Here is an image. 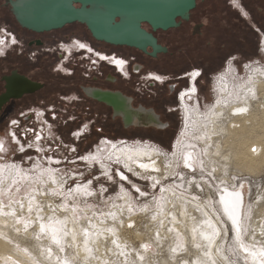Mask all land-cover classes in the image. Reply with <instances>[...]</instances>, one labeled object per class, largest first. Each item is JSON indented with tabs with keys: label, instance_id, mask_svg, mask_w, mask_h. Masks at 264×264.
I'll return each instance as SVG.
<instances>
[{
	"label": "rangeland",
	"instance_id": "1",
	"mask_svg": "<svg viewBox=\"0 0 264 264\" xmlns=\"http://www.w3.org/2000/svg\"><path fill=\"white\" fill-rule=\"evenodd\" d=\"M206 1L200 3L199 8L196 9L199 10L196 14L199 15L198 21L204 24L200 32L190 34L191 22L179 28H172L170 32H155L160 42L168 47V51L161 52L162 54L157 58L133 49L129 51L125 46L118 47L119 45L94 40L80 23H72L63 29L36 34V38L44 45L38 43L36 46H31L29 42L32 41L33 34L28 33L27 30H17L8 13L9 7L5 4L0 6V41L5 44L0 46V80L5 72L10 73L14 69H19L36 79L38 85L39 82L44 84L36 93L12 102L0 112V143L3 144V149L0 150V187L7 184L4 186V191L2 188L0 190L2 208L6 210L10 205L9 198L13 197L17 202V194L31 191L42 178L46 181L54 174L58 178L55 181L59 183L56 189L60 192L54 203L62 206L60 209L62 211L58 213L64 214V208L74 209L78 204L93 207L95 211L89 217L91 220L88 221L91 224L89 229L97 230L101 227L100 230H95V236L98 232L100 237L97 246L95 242L90 243L88 246L90 248H83L87 259L92 255V258L90 257L92 260L89 259L91 263L88 261L89 263L80 262L81 264H247L242 258V253L235 246L238 241L237 233L245 243L264 242L261 234L264 222V89L259 90L249 99V116L246 120L233 119V116H227L225 112L215 120L218 128L230 126L231 131L219 136L216 143L219 150L218 160H197L206 163L207 167L213 166L212 162L222 163L225 160L227 168L223 175L231 178L232 182L222 180L221 171L220 174L213 176L214 172L210 170L213 175H209L210 172H205V168L200 173L189 169L190 174L197 175L196 179H188L191 182L205 178L211 183L206 186V190L201 187L195 189L199 193L198 199H205V202L214 204L215 212L211 214L215 218L212 219L217 224H221V231L217 229V232L212 222H206L207 219L201 214L195 216L197 221L186 220L187 223L184 225L185 221L181 220L184 226L179 225L180 217L176 212L177 209H174L173 205L172 208L169 207L168 203L167 206L158 205L162 215L151 211L153 210L151 205H154V201L161 196V184L160 186L158 184L156 189L157 186L153 187L149 179H133L136 188L143 191L137 192L133 185L120 180L121 169H125L118 160H99L102 171L98 163H87L77 159L98 147L100 142H109V140L128 143L144 140L168 152L171 144L179 137L184 121L180 110L177 109V96L188 86L187 78L182 75L197 69V76L200 77L196 81V86L199 91L200 107L204 110L217 100L214 85L220 73L229 69L226 71L229 72L227 79L238 82L243 77L250 80L253 67L264 70V53L261 51V44L264 43V0H241L246 6V8L241 7V10L238 0ZM223 14L227 17L225 18ZM217 18L221 19L220 22L215 21ZM143 26L145 27V23ZM76 39L85 41L90 45V49L74 52L78 49ZM63 44L65 45L62 48ZM66 45L71 46L72 52L65 49ZM94 50L111 53L110 57L115 55L125 60L129 79H123L118 74L113 61L95 59ZM7 63L10 66H6ZM62 64L64 69L60 67ZM151 73L159 74L162 79L168 78L167 83H153L150 79ZM260 79L264 81V76ZM87 87L121 91L131 97L133 107L142 105L154 109L162 123L160 126L126 127L124 120L114 115L113 108L86 95ZM73 97L77 99L73 100ZM236 122L239 124L238 127L235 125ZM13 126L20 138L19 142L15 137H11ZM41 130L46 131L47 140L44 146L39 142L42 136L39 135ZM239 140L242 144L247 142V145L252 146V159H256L258 165L249 168L243 157V160H239L234 154L237 150L236 142ZM258 145L261 150L257 149ZM106 152L108 153V150ZM223 154L227 155L226 159H223ZM180 177L167 178L162 184H174L176 179L180 180ZM30 178L36 179L29 181ZM222 183L226 185H222L221 188L230 187L243 192L240 232L235 230L229 216L219 206L217 188ZM41 184L42 189L46 188L44 182ZM194 184L195 187L198 185V183ZM78 185L82 186L81 192L74 195L75 199L73 197L69 201L62 199L63 194L70 196L68 190L75 189ZM85 189L92 195L84 194ZM48 191L51 192L50 194L53 192L50 189ZM121 192L130 195L133 206L131 208L136 211H125V207L119 208L115 204H113L115 209L110 206L112 202H116ZM206 192L207 197L210 198L208 201L204 196ZM171 194L172 198L165 199L166 202L169 200L170 204L175 200V193L171 192ZM146 204L149 207L144 209L145 212L137 211ZM197 205L210 213V210L206 211L204 202L200 201ZM45 208V213H49L51 206ZM110 208L112 210H109ZM163 209L167 212L165 213ZM33 213L34 210L27 213L19 212L15 220L27 221L30 218L28 214ZM131 214L132 219L128 218ZM96 220L97 224L94 223ZM256 226H259V232H256ZM26 229L22 226L18 229L22 232L16 233L18 231L14 230L13 224H0V247L5 245L6 252L11 249L10 252L14 253L15 251L12 250L18 249L29 255L36 253V264H52L49 260L50 256H57L59 259L63 254L76 253L75 245L60 246L52 240L50 242L53 244L49 246L39 236L42 234L44 237V232L34 231V235L28 236L25 234L28 231ZM208 229L211 234L208 236L209 239H204L203 232ZM2 250L3 248H0L1 253Z\"/></svg>",
	"mask_w": 264,
	"mask_h": 264
},
{
	"label": "bare ground",
	"instance_id": "2",
	"mask_svg": "<svg viewBox=\"0 0 264 264\" xmlns=\"http://www.w3.org/2000/svg\"><path fill=\"white\" fill-rule=\"evenodd\" d=\"M57 2L58 0H51L49 4L50 5L55 4V3L57 4ZM90 2L92 5L91 8L86 7L85 9L76 10V12H73L75 13L76 17H79L80 19H82V21L85 20L86 23L88 22L89 25L90 26L92 25V28L95 29L96 31H101L102 33L100 34L110 41H115V42L116 41H121V42L127 41V42H130L131 44L139 45L141 47H146L145 45H147L149 41L148 32H146L144 29L141 28L140 26L141 22H139L140 21L139 18L134 16V14L132 13L128 14L129 12L128 13L121 12L119 13V15L121 16L122 21L118 25L110 26V24L108 23L107 18H106L108 12L116 8L119 4H121V0H90ZM31 3H28L26 5H30ZM49 4L44 2L43 0H35L33 1L30 7H27L25 10H23V12H20V15H22V17L26 19V16H29L31 13L30 16L32 17L28 18V21L33 20V21H36L37 23H39L38 21H41V22L48 21L49 18L56 16L57 12H59L58 10L61 9L62 7V6H59L58 9L53 10V7H51ZM74 7L76 6L74 5ZM188 15H189V12H188ZM138 23H139V28H137ZM153 43L154 42L151 41V44ZM156 44L158 43L156 42ZM261 47H262L261 51L264 53V43L261 45ZM228 73L229 72L220 73L221 75L218 76V78L216 79L217 83L214 85V91L216 93L217 100L215 101V103H213V105L208 106L204 110H202V108L198 109V107L193 108L185 103H184V107H182L181 105L182 107L181 115H182V119H184V121L182 122V131L179 137H177L175 141L173 142V144H171V148L168 152L162 149L161 147L155 146L154 144L152 145V143H149L144 140L143 141L138 140L132 143H128L124 141L122 142L102 141L100 142L98 147L93 148V150L89 151L87 154L82 156V158L78 157L77 159L83 160L84 162H87V163L94 162L98 164L101 163L100 162L101 160H112V161L118 160L120 165L123 167V169H125V170L121 169V173L125 177H127L126 180H122L120 178L121 181H125L129 185H133L134 188H136V184L133 181V179H139V180L149 179L152 181L153 185L157 181H159V186L161 184V188L163 189V191L159 199L154 201L155 204L151 205L153 206V210L151 211L153 212L156 211V213L157 212L160 213V210L158 209V205L164 206L168 203L170 205V206L168 205L169 207L172 208V205H173L174 209H177L176 212H178L179 217H180L178 219L179 225L182 226L184 221H185L184 222V225H185V223H187L186 220H188V222H191V221L193 222V220L196 219L197 221V218H195V216L196 215L200 216L201 214L203 218L207 219L205 220L206 222L211 221L212 222L211 224L213 225V227L216 230L220 229L221 231L222 229L221 224L218 223L219 224L218 225L217 222L213 220L215 217L211 214L213 213V211L215 212L214 204L205 202V199H200V198L198 199L197 196L199 195V193L196 191L195 188L197 187H195V184H194V183H198V185H200L202 189L206 190V186L211 183L209 182V180H206L205 178H202L200 180H195L192 182L188 180L189 178L196 179L197 175L195 173H192V174L189 173V168H186L184 166V159H185V156L190 155L191 159L189 160V163L192 165L191 169L196 171L197 173L198 172L200 173L205 168L206 169V170L204 169L205 172L209 173L211 170V172H214L215 175H213L211 172L210 174L213 176H216L220 174V171H221V174H220L221 179L228 181V182H232L231 178L223 175V173L225 174V171L227 168L225 160H223L222 163L220 161H219L220 163L212 162L211 164H213V166L209 165L208 167L206 163L205 164L202 162L200 163L197 160H218L217 154L219 153V150H218V144L216 143L219 139V136L223 134H228L231 131H230V126L227 128H218L217 124H215L216 123L215 120L219 118V116H221L224 112L226 113L227 116H233V119L235 118L238 120L239 119L246 120L248 118L249 108H250L249 99L252 98V95L257 94L259 90L264 89V81L263 80L261 81V79L259 80L260 77L263 78L264 70H261L260 68H257V67L255 68L253 67V70L251 71L253 75L252 77L250 76L251 77L250 80L248 79L246 80L243 77L239 79L238 82L229 81L227 79ZM85 93L88 97L97 98L100 102L105 103L109 105L111 108H113L114 115L122 118L124 120L126 127H129L135 124L143 125V126H160L162 123L158 115L155 114L153 110L146 109L144 107H133L131 104L130 98L125 96L121 92L102 90L98 88H85ZM193 95H195V91L193 94H189V90L186 92V96H193ZM240 108L247 109V111L237 112L236 110ZM235 125L236 127H238L239 126L238 122H236ZM15 129H16L15 126H13L11 137L12 136L15 137L17 141L19 142L20 138L17 136L18 134L16 133ZM39 135H42L39 142L41 143L42 146H44L47 140L46 131L41 130ZM246 143L247 142L242 144L241 140L236 142L237 150H235L234 154L238 156L239 160L244 159L243 161L246 163V165L249 168H252L253 166L258 165V163L255 161L256 159L255 160L252 159V155H253L251 151L252 146H249ZM255 143L259 144L256 141ZM259 145L257 149L261 150V147ZM238 147H240L241 149ZM106 150H108V153L106 152ZM105 153L107 154L105 155ZM263 157L261 156L262 159ZM220 158L221 156L219 155V160H221ZM226 158H227V155L223 154V159H226ZM141 164L147 165V167L146 168L139 167V165ZM99 166L102 168L100 164ZM104 167H106V165H104ZM201 167H202V170H201ZM143 169H145V171ZM163 169L165 171H163ZM11 171L8 173L10 174ZM102 171H103V168H102ZM108 171H109V168H108ZM108 171H106V173ZM178 176H181L182 178L180 177V180L176 179L174 184H168V185L162 184V182H164L165 179L178 178ZM35 179L36 178H33V179L30 178L29 181L35 180ZM56 179L58 178L54 174L52 175V177L49 178V180L45 181V179L42 178L39 183L36 182L37 183L36 186L31 191L26 192L24 194H19V195L17 194V199H18L17 202H15L16 200H14L13 197L9 198L8 203L10 205L6 207V210L2 208L3 202H1L2 199H0V224H6V225L13 224L14 230L16 231H18L20 227L22 226L26 227L27 225L26 230L28 231H26L25 234L28 236H32L34 235L33 233L34 231L40 230V232H42L40 229V224L43 223L46 226L45 231H43L44 233L42 232L45 236L43 237L42 234H39V236H41L40 238L44 239L45 243H47L49 246L51 244L50 241H52V232L50 231V228L52 227L58 228L60 229V231L57 233V238L60 241L59 245L60 246L75 245L76 253H73V255H71L72 253L63 254V256H60L59 259H57L58 258L57 256H50L49 258L50 262L52 264H81L80 262H88L92 260L90 259L92 255L88 256L90 260L87 259L86 255H84L85 254L84 252L86 251L83 250V248L85 249L86 247L90 246V243L94 244L95 242L97 246V242L100 238L98 235V232L96 233V236H95L96 229L95 230L89 229L91 228L90 227L91 224L88 223V221L90 220L89 217H91L92 213H94L95 210L93 209V207L91 208L88 206H83L81 204H78L75 206L74 209L72 207H69V209L64 208L63 209L64 214L60 215L58 212L62 211L60 210L62 206L56 205L54 203V201L58 198L59 195L50 194L51 192L48 191L50 189L53 192L55 191L57 193H60L56 189L59 187V183L52 182L53 180H56ZM42 182H44L46 186V188L44 189H42L41 187ZM59 182L61 183V181ZM238 183H240V181ZM6 185L4 184V186ZM222 185H226V183L220 184L217 188L219 206H221L222 210L226 212L229 218L231 217V218L236 219L239 225V229L241 230L240 219L242 218V215H243L242 207H241L243 192L237 191L230 187L221 188ZM4 186L2 185L0 187V190L2 188V190L4 191L5 190ZM157 188L158 186L156 187V189ZM140 192H143V191L140 190ZM171 192L175 193L176 195L174 194L175 197L174 196L173 197L175 200L172 201L173 203L170 204V201L168 200L166 202L165 199L172 198ZM75 194L77 193H72L70 194V196L63 194L64 197L62 199L69 201L70 198L72 197L74 198ZM128 195H126V192H121L119 195V198L117 197V199L115 200L116 202H112L110 206L114 208L116 205H118L119 208L125 207V211H129V208L133 206L131 205L132 201L130 199V195L129 196ZM204 196L205 197L208 196L207 192L205 193ZM206 199H207L206 201H208V199L210 198L207 197ZM200 201L206 204V207H205L206 211L209 212L210 210V213L205 212L204 208L202 210L198 207L197 204ZM21 204H23V208L20 207ZM113 204H115V206ZM150 204L152 203H149V205ZM30 205H31V210H34L33 214H28L30 218L24 222H19V221L16 222L15 218H16L17 213L30 212L29 211ZM46 206H51L49 213H45ZM166 206L164 208H166ZM148 207H149L148 204H146V206L144 205L143 207L137 209V211L142 210L143 212H145L144 209H147ZM131 209L136 211V209L134 208H131ZM109 210H112V209L110 208ZM169 211H168V214H169ZM103 213L104 212H102V216H104ZM119 213L123 214L122 212H119ZM132 216L133 215L131 214L129 215L128 218L132 219ZM231 218L229 220L231 221V225H233ZM181 220H183V222ZM97 222L98 221L96 220L94 223L97 224ZM205 224L208 225V223H205ZM206 225H205V228H207ZM97 226H99V224ZM262 226H263V232L261 231L262 232L261 234L263 235V238H264V222ZM100 228L97 229L96 231L100 230ZM234 228L236 230L235 226ZM258 228L259 226H256V232H259ZM85 230H87V235H85ZM115 231H112V232L115 233ZM19 232L20 231L16 233H19ZM101 232H103V229ZM65 233L67 234L65 235ZM210 234L211 232L209 231V229L203 232V235L207 237L210 236ZM74 235L76 237H74ZM78 236H81V237L78 238ZM238 236L239 235L237 233L236 237ZM102 238L103 237L101 236V239ZM254 239H255V236H254ZM241 244H243L244 248H246L247 251H244L241 248ZM235 246L237 247L238 250H240V252L242 253V258H244L247 264H264V257L260 256L259 254L261 250H264V242L262 244L261 243L254 244L250 242L245 243L242 237L239 236V240L237 241ZM0 248H3L2 250L3 253L0 252L1 253L0 254V264H36V258H35L36 253L29 255L28 253H23L22 251H19L18 249L12 250V251H15L14 253L10 252L11 249H9L10 251L6 252L7 247L5 245L1 246ZM58 248L60 247L58 246ZM253 253H255V255H253ZM95 260L97 262V259ZM54 261L56 262L54 263Z\"/></svg>",
	"mask_w": 264,
	"mask_h": 264
},
{
	"label": "water",
	"instance_id": "3",
	"mask_svg": "<svg viewBox=\"0 0 264 264\" xmlns=\"http://www.w3.org/2000/svg\"><path fill=\"white\" fill-rule=\"evenodd\" d=\"M33 1L35 0H8L12 13L14 14L19 25L24 29L38 33L60 29L67 24L81 22L82 19L76 17L75 13L73 12H76V10L85 9L86 7L91 8L92 6L90 0H58L57 4L55 3L51 5L49 4L51 0H43L53 7V10L58 9L59 6L62 7L58 10L59 12H57L56 16L49 18L48 21H38L39 23H37L33 20L28 21V18L32 17L30 16L31 13L29 16H26V19L20 15V12H23V10H25L27 7H30ZM28 3L31 4L26 5ZM76 4H79L80 7H74ZM194 6L195 0H121V4L110 10L106 18L110 26H116L122 21L119 13L129 12L128 14L132 13L134 16L139 18V22L148 23L151 26L152 31L158 28L166 30L168 28L177 26L178 23L175 21L178 17L187 18L188 12L191 11ZM116 17L118 18L117 20ZM82 22L86 23L85 20ZM86 25L92 37L98 41H103L111 45L135 47L140 49L145 54L151 55L152 57H156L157 52L166 51L165 47H163L161 44H156V38L152 36V33H148L149 41L147 45H145L146 47L149 45L151 47V51H146V47L131 44L127 41H110L100 34L102 33L101 31H96L93 29L92 25L90 26L88 22ZM137 28H139V23ZM151 41L154 43L151 44ZM12 79L18 80L19 84L17 86L19 89H13L15 84L11 85L12 81L10 80ZM6 82V93L0 96L2 97L0 105L7 102L11 98H19L24 94L33 93L39 87L38 84L32 82L30 79L24 76L13 75L6 78ZM95 99L98 100L97 98Z\"/></svg>",
	"mask_w": 264,
	"mask_h": 264
},
{
	"label": "flooded vegetation",
	"instance_id": "4",
	"mask_svg": "<svg viewBox=\"0 0 264 264\" xmlns=\"http://www.w3.org/2000/svg\"><path fill=\"white\" fill-rule=\"evenodd\" d=\"M206 0H195V6H194V8L191 10V11H189V15L187 16V18H185V17H178L177 19H176V22L178 23L177 24V26L176 27H172V28H179V27H181V25H183V24H188V23H192V25H191V27L192 28H190V34H196V32L198 31V32H200V28H201V26H203L204 24L203 23H201V22H199L198 21V19H199V15H196L197 14V12L199 11H196V9H198L199 8V6H200V3H204ZM207 2V1H206ZM3 4H5L7 7H9L8 8V13L10 14V16H11V18L13 19V20H15L16 21V19H15V16H14V14L12 13V10H11V8H10V5H9V2H8V0H2L1 2H0V6L2 7V5ZM201 4V5H202ZM76 7H79L80 5L79 4H76L75 5ZM238 6L240 7V10L243 8V7H245L246 8V6H244V4L241 2V0H238ZM242 7V8H241ZM196 11V12H195ZM243 12H244V10H243ZM244 14H246L247 15V13L246 12H244ZM224 16H225V18L227 17L226 16V14H223ZM219 16V15H218ZM217 16V17H218ZM118 18L116 17V20H117ZM194 19H195V21H194ZM220 20L221 19H219V18H217L215 21H218V22H220ZM194 21V22H193ZM232 21V20H231ZM75 23H80V22H75ZM145 23V22H144ZM80 24H83L84 25V27L86 28V30L88 31V33L90 34V36L92 37V35H91V33H90V31L88 30V28H87V25L85 24V23H80ZM68 25V24H67ZM67 25H65V26H63L62 27V29L64 28V27H66ZM15 28L17 29V30H19V31H25V30H27V29H24V28H22L21 26H19V25H16L15 24ZM140 26H141V28H143L146 32H148V33H152V35H153V37H155L156 38V42L158 43V44H161L163 47H165V49H166V51H168V47L166 46V45H163L161 42H160V40H159V38H158V36L157 35H155V32H158V31H167V32H170V29H172V28H168V29H166V30H162V29H156V30H154V31H152V28H151V26L148 24V23H145V27L143 26V23H140ZM57 30V29H56ZM28 31V33H31V34H33V39H32V41L31 42H29V45H31V46H36V45H38V43H41L42 45L41 46H43L44 44L42 43V41L40 40V39H38V38H36V34H41V33H45V32H41V33H38V32H34V31H29V30H27ZM51 31H54V30H51ZM51 31H49V32H51ZM46 32H48V31H46ZM93 38V37H92ZM94 40H95V38H93ZM76 42H77V47H78V49H76V50H74V52H78V51H85L86 50V48H89L90 49V45L89 44H86V42L84 41H82V40H75ZM263 44V43H262ZM261 44V45H262ZM4 46L5 44H4V42H1L0 41V46ZM64 45L65 44H63L62 45V48L64 47ZM80 45H84V47H81ZM118 47H121V46H118ZM125 47H128L129 48V51L130 50H132L133 49V51H139V52H141V53H143L140 49H138V48H135V47H129V46H125ZM56 48V47H55ZM59 49V48H58ZM65 49L66 50H68L69 52H72V48H71V46H68V45H66V47H65ZM149 50H151V47L148 45L147 47H146V51H149ZM96 50H94V52H95ZM49 52V51H48ZM113 53H115V52H113ZM109 54H111V53H109ZM109 54L108 53H105V52H100V51H96L95 52V59L97 58L98 60H100V61H105V60H111V61H113L114 63H113V66H115V68H117V72H118V74H120L122 77H123V79H129V77H130V75H129V71H127L126 70V68H125V64H126V62H125V60H123L122 58H120V57H117V56H115V55H112L111 57L109 56ZM144 54V53H143ZM159 54H162L161 52H157L156 53V57L155 58H157V57H159L158 55ZM6 66H10V64L9 63H7V65ZM60 67L62 68V69H64V66H63V64L62 65H60ZM136 69H138L137 67H136ZM227 71V70H226ZM225 71V72H226ZM225 72H223V73H225ZM227 73V72H226ZM197 74H198V72H197V69H193L191 72H189L187 75H182V77H186L187 78V81H188V86L186 87V88H184L183 90H182V92L179 94V96H177V105H178V107H177V109L178 110H180V112L182 113V107H184V103L185 104H188L189 106H191V107H198V109L199 108H201L200 107V102H199V91H198V88H197V86H196V81L199 79V77L197 78ZM13 75H17V76H26V77H28V79H30L31 81L32 80H34V82L36 81V79H33L32 77H30L29 75H27L26 73H24V72H21L19 69H14V70H12L10 73L8 72H5L4 74H2L1 75V80H0V96H2L3 94H5L6 93V86H7V82H6V78H8V77H11V76H13ZM201 75V74H200ZM221 75V74H220ZM219 75V76H220ZM150 79H151V81H153V83H155V84H166L167 83V81H168V78L167 79H162V77L161 76H159V74H157V73H151V75H150ZM10 81H12L11 82V85H14V87H13V89H19V87L17 86L19 83H18V80L16 79H12V80H10ZM33 82V81H32ZM36 84H38V82H35ZM40 86H44V84L43 83H41V82H39V87ZM37 88L36 89V91H39L40 89H42V88ZM87 88H97V87H87ZM98 89H101V88H98ZM171 89L173 90V87H171ZM102 90H105V89H102ZM107 90V89H106ZM189 90V94H193L194 93V91H195V95H193V96H186V92ZM36 91H34L33 93H30V94H24V95H22L21 97H19V98H11V99H9L7 102H5V103H3L2 105H0V112H2V111H4L8 106H10V104L12 103V102H14V101H16V100H19V99H21L22 97H24V96H26V95H31V94H34V93H36ZM110 91H113V90H110ZM114 92H121V91H114ZM122 93V92H121ZM123 94V93H122ZM126 96V95H125ZM128 97V96H127ZM130 98V100H131V104H132V99H131V97H129ZM75 99H77V98H75V97H73V100H75ZM0 101H2V97H0ZM181 105H182V107H181ZM53 106H55V105H53ZM139 107H144V106H142V105H140ZM144 108H146V107H144ZM53 109V107H51V110ZM146 109H148V108H146ZM151 109V108H150ZM55 110H57V108H55ZM151 110H153L154 111V109H151ZM57 111H59V110H57ZM154 113L155 114H157L155 111H154ZM158 115V114H157ZM160 118V117H159ZM136 125V124H135Z\"/></svg>",
	"mask_w": 264,
	"mask_h": 264
},
{
	"label": "snow or ice",
	"instance_id": "5",
	"mask_svg": "<svg viewBox=\"0 0 264 264\" xmlns=\"http://www.w3.org/2000/svg\"><path fill=\"white\" fill-rule=\"evenodd\" d=\"M80 46H81V47H84V45H80ZM236 111H237V112H245V111H247V109L240 108V109H237ZM13 123H15V122H13ZM2 149H3V144L0 143V150H2ZM253 151H255V149H253ZM190 159H191L190 155H189V156H185V159H184V166H185L186 168H189V169L192 168V165L189 163V160H190ZM139 167H141V168H146L147 165L141 164V165H139ZM210 175H211V174H210ZM120 176H121V179H122V180H126V179H127V177H125L122 173H120ZM109 179H111V177H109ZM52 182L55 183L56 181L53 180ZM89 183H91V181H90ZM158 184H159V181H157V182L153 185V187H156ZM196 187L199 188L200 185H196ZM201 190H202V189H201ZM68 191H69V194H72V193H77V194H79V193L81 192V186L78 185L75 189H69ZM136 191L139 192L140 189L137 188ZM161 191H163V189H162ZM52 194H53V195H59L60 193H57V192L54 191ZM84 194H86V195H88V196H91V195H92V193H91V192H88L86 189L84 190ZM141 195H145V193H141ZM221 199H223V198H221ZM20 207L23 208V204H21ZM29 211H31V205L29 206ZM129 211H132V209L129 208ZM230 218H231V217H230ZM153 219H155V217H153ZM231 219H232V223H233V225L236 227L237 232H239L240 229H239V225H238L236 219H234V218H231ZM57 223H59V222H57ZM131 226H132V225L130 224L129 227H131ZM26 227H27V225H26ZM45 228H46V226H45L43 223L40 224V229H41L42 232L45 231ZM50 231L52 232V240H53V242L56 243V244H59L60 241H59V239L57 238V233L60 231V229L55 228V227H52V228H50ZM109 231H111V230H109ZM66 234H67V233H65V235H66ZM216 234L218 235V233H216ZM85 235H87V230H85ZM204 238H205V239H209V237H207V236H205ZM237 239L239 240V236L237 237ZM113 243H116V242L113 241ZM117 246H118V245H117ZM145 247H146V246H145ZM241 248H242L244 251H247V249L244 248L243 244H241ZM61 251H63V249H61ZM173 251H175V249H173ZM49 253H51V249H49ZM259 254H260V256L264 257V250H261V252H260ZM253 255H255V253H253Z\"/></svg>",
	"mask_w": 264,
	"mask_h": 264
},
{
	"label": "trees",
	"instance_id": "6",
	"mask_svg": "<svg viewBox=\"0 0 264 264\" xmlns=\"http://www.w3.org/2000/svg\"><path fill=\"white\" fill-rule=\"evenodd\" d=\"M13 20V19H12ZM14 21V23L16 24V25H19V23L17 22V21H15V20H13ZM20 26V25H19Z\"/></svg>",
	"mask_w": 264,
	"mask_h": 264
},
{
	"label": "built area",
	"instance_id": "7",
	"mask_svg": "<svg viewBox=\"0 0 264 264\" xmlns=\"http://www.w3.org/2000/svg\"><path fill=\"white\" fill-rule=\"evenodd\" d=\"M198 77V76H197ZM112 141V140H111ZM109 142H110V140H109Z\"/></svg>",
	"mask_w": 264,
	"mask_h": 264
}]
</instances>
